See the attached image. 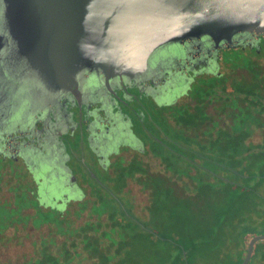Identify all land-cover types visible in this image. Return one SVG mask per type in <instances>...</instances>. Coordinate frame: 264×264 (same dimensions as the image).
Wrapping results in <instances>:
<instances>
[{
    "label": "flooded vegetation",
    "instance_id": "flooded-vegetation-1",
    "mask_svg": "<svg viewBox=\"0 0 264 264\" xmlns=\"http://www.w3.org/2000/svg\"><path fill=\"white\" fill-rule=\"evenodd\" d=\"M5 31L0 0V264L242 263L264 233V31L167 42L64 90Z\"/></svg>",
    "mask_w": 264,
    "mask_h": 264
},
{
    "label": "water",
    "instance_id": "water-1",
    "mask_svg": "<svg viewBox=\"0 0 264 264\" xmlns=\"http://www.w3.org/2000/svg\"><path fill=\"white\" fill-rule=\"evenodd\" d=\"M6 27L40 81L63 90L83 71L135 72L164 43L264 31V0H2ZM249 239L241 264H247Z\"/></svg>",
    "mask_w": 264,
    "mask_h": 264
},
{
    "label": "rangeland",
    "instance_id": "rangeland-1",
    "mask_svg": "<svg viewBox=\"0 0 264 264\" xmlns=\"http://www.w3.org/2000/svg\"><path fill=\"white\" fill-rule=\"evenodd\" d=\"M184 172L186 173V170H184ZM183 172V173H184ZM187 174V173H186ZM191 179H193L194 181H196V182H198V183H200V176H195V177H191ZM197 186H200L199 184H197ZM222 200H223V198L222 199H219V202H217V201H211V202H208V204H211V205H213V206H222L223 207V210H224V214H227V212H225V209L227 210L228 208H229V203L228 202H226L225 200L222 202ZM226 220H228V217H227V219ZM229 222V221H228ZM236 224V223H235ZM250 226V229L249 230H251V229H253V230H257V228L255 227V228H253L252 227V224H249ZM227 227V226H226ZM232 227L233 228H228V229H226L225 231H227L228 233H226L225 235L226 236H223L224 235V233H223V235L222 234H220L219 232L218 233H215V232H217L218 230V228H217V226L216 225H214V229H215V232L212 234V233H210V234H208V236H207V238H208V240L210 239V240H212V241H214V242H216V243H223V242H225V241H228L230 238H231V235H232V233H229V232H232L233 230H235V228H234V225H232ZM235 233H237V230L235 231ZM235 236H237V235H234L233 234V238L235 237ZM213 237V238H212ZM216 238H219V240H216ZM232 238V239H233ZM223 239H224V241H223Z\"/></svg>",
    "mask_w": 264,
    "mask_h": 264
},
{
    "label": "trees",
    "instance_id": "trees-1",
    "mask_svg": "<svg viewBox=\"0 0 264 264\" xmlns=\"http://www.w3.org/2000/svg\"><path fill=\"white\" fill-rule=\"evenodd\" d=\"M261 204L260 203H258V202H255V213H256V215H260V212L258 211V208H257V206L259 207ZM262 206V205H261ZM230 208V207H229ZM227 209V211H229L230 209ZM228 214V215H227ZM227 214H224L223 213V221H225L226 219H227V217L229 216V212H227ZM264 219V218H263ZM262 219V220H263ZM259 220H260V218H256V220H255V222L252 224V227L253 228H259V227H257L258 225L259 226H263L264 225V222H263V224H259ZM240 221V220H239ZM238 224H239V222H238ZM254 225V226H253ZM264 228V227H263ZM253 231H255V230H253V229H251L250 230V232H253ZM257 231V230H256ZM248 234H250V233H248ZM244 236H246V234L244 235ZM261 244H263V242H260V243H258L257 244V246H256V248H255V251H254V255H253V257L254 258H259V257H263V249H262V245ZM191 252H192V256L191 257H194V250L193 249H191Z\"/></svg>",
    "mask_w": 264,
    "mask_h": 264
}]
</instances>
